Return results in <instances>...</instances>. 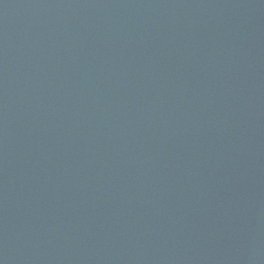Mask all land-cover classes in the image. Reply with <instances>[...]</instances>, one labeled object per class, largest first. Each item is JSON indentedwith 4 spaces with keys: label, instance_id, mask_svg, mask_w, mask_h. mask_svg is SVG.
Masks as SVG:
<instances>
[{
    "label": "water",
    "instance_id": "1",
    "mask_svg": "<svg viewBox=\"0 0 264 264\" xmlns=\"http://www.w3.org/2000/svg\"><path fill=\"white\" fill-rule=\"evenodd\" d=\"M0 264H264V0H0Z\"/></svg>",
    "mask_w": 264,
    "mask_h": 264
}]
</instances>
